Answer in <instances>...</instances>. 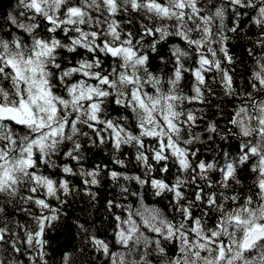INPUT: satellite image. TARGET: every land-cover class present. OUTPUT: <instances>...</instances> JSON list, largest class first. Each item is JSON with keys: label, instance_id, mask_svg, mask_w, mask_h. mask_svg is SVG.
<instances>
[{"label": "snow or ice", "instance_id": "1", "mask_svg": "<svg viewBox=\"0 0 264 264\" xmlns=\"http://www.w3.org/2000/svg\"><path fill=\"white\" fill-rule=\"evenodd\" d=\"M0 264H264V0L0 11Z\"/></svg>", "mask_w": 264, "mask_h": 264}, {"label": "trees", "instance_id": "2", "mask_svg": "<svg viewBox=\"0 0 264 264\" xmlns=\"http://www.w3.org/2000/svg\"><path fill=\"white\" fill-rule=\"evenodd\" d=\"M12 3H14V0H0V11H6ZM69 232V227L65 225L57 231L49 233V237L52 240L54 249L58 246L62 247L65 243L68 242Z\"/></svg>", "mask_w": 264, "mask_h": 264}]
</instances>
